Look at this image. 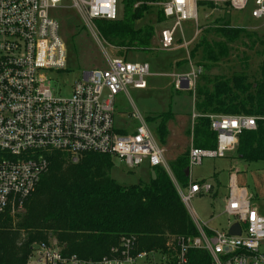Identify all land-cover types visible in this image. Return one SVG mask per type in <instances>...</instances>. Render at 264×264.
Returning <instances> with one entry per match:
<instances>
[{
  "label": "built area",
  "instance_id": "built-area-1",
  "mask_svg": "<svg viewBox=\"0 0 264 264\" xmlns=\"http://www.w3.org/2000/svg\"><path fill=\"white\" fill-rule=\"evenodd\" d=\"M67 2L90 28L98 20L119 18L120 0H0V217L8 208L13 214L23 211L25 201L49 170L48 155L52 152L67 154L74 164L86 154H100L118 159L130 169L147 165L172 174L166 149L140 115L133 116L137 122L134 130L117 128L115 123L116 97L128 93L129 88L147 90L150 64L111 58L104 69L82 72L70 96L55 93L49 74L69 71L66 44L53 12L68 8L64 7ZM201 3L214 5L212 11L226 7L228 13L251 8L252 19L264 23V0H166L149 4L163 12L167 24L158 38L160 50L171 51L178 42L188 50L197 32L187 41L184 24L193 22L197 30L200 28ZM201 73L197 67L186 76L174 75L177 88H194ZM199 117L194 114L193 119ZM206 117L217 134V149H192L190 168L205 157L223 159L236 152L240 136L257 127L256 117ZM189 185L186 195L178 188L187 205L195 196L212 191L209 184ZM226 213L235 218L229 227L236 223L241 226L240 236L216 231L208 234L197 223L199 237L172 240L167 252L140 251L136 237H122L97 261L67 255L56 240H50L33 246L30 263L189 264V251L199 250L210 257L209 264H264V218L252 209L247 189L234 179Z\"/></svg>",
  "mask_w": 264,
  "mask_h": 264
},
{
  "label": "trees",
  "instance_id": "trees-1",
  "mask_svg": "<svg viewBox=\"0 0 264 264\" xmlns=\"http://www.w3.org/2000/svg\"><path fill=\"white\" fill-rule=\"evenodd\" d=\"M162 1L166 0H120L122 15L115 21H96L97 30L109 46L120 50L118 56L124 60L130 52H154L158 47L153 22L162 24L165 17L149 4ZM200 7L209 11L215 8L210 3H201ZM155 8L156 20L147 22ZM222 10L225 14L207 27L206 35L214 32L224 41L209 43L204 37L192 52L202 70L227 60L231 54L229 43L256 37L245 28L232 27L228 9ZM261 45L262 62L257 75L252 74L245 60L243 70L230 77L202 76L205 82L195 89V108L200 115L193 131L196 149H217V134L207 115L256 117V130L240 136L238 157L246 164L264 162V40ZM158 129L156 135L163 146L168 135L166 122ZM48 158L49 170L25 201L23 211L13 214L8 208L0 217V264H29L33 246L50 240H56L67 255L97 261L108 255L122 237H136L139 250L147 252H167L172 240L199 237L195 222L163 168L152 170L155 180L150 174L148 182L122 186L111 177L115 167L111 156L86 154L76 164L62 152H52ZM169 166L177 183L187 188L189 153L180 155ZM188 260L189 264L210 263V257L199 250H190Z\"/></svg>",
  "mask_w": 264,
  "mask_h": 264
},
{
  "label": "rangeland",
  "instance_id": "rangeland-1",
  "mask_svg": "<svg viewBox=\"0 0 264 264\" xmlns=\"http://www.w3.org/2000/svg\"><path fill=\"white\" fill-rule=\"evenodd\" d=\"M66 9H59L53 12L54 17L60 24V35L67 48V70L68 73H50L55 93L60 97L70 96L74 83L80 79L82 72L94 69H104L108 60L120 58V50L109 46L99 34L96 25L90 28L80 16L79 12L70 8V3H65ZM224 7L216 11L200 9V28L197 30L193 22L184 24V32L187 41L194 39L188 50L181 42L177 43L175 49L162 51L158 47V38L166 22L156 24L157 10L151 14L146 21H152L156 27L155 47L158 51L130 52L126 59L131 63H148L151 67V77L148 79V89L144 91L128 89V93H121L116 97L115 123L117 128H129L136 120L134 115H140L149 125L155 137L156 129L166 122L168 135L163 147L167 150L166 159L169 163L184 153H189L194 147V126L193 119L196 112L195 89L198 84H203L202 76L213 78L215 76L230 77L234 72H241L245 66L244 61H249L252 74H258L262 62L260 52L264 40V23L258 22L251 17V8L243 12L232 11L229 14V21L232 27L245 28L256 35L254 39H244L240 42L229 43L231 49L230 57L210 70H202L198 76L196 86L192 89H178L174 81V75L186 76L193 72L192 67L197 69L198 59L192 58V52L202 42L204 37L210 42H223L214 32L206 35V30L216 19L224 15ZM122 6H119V17L122 15ZM206 16L208 18L206 19ZM200 51H202L200 49ZM199 53V52H198ZM201 54V52L199 53ZM190 57V59H189ZM200 57V55H199ZM199 68V67H198ZM197 71V70H195ZM153 119L154 121H150ZM137 123V122H136ZM159 131V129H158ZM158 139V138H157ZM238 150L228 154L227 158L205 157L201 164L190 168V180L202 181L213 176L216 172L221 176V187H215L219 192L217 196L203 194L193 198L189 204H185L187 211L198 227L199 223L203 229L205 225L214 219L211 227L224 232L228 229L229 222L234 221L226 209L225 189L229 186V171L233 165H240ZM115 167L111 177L122 186H132L142 182H148L150 170L147 165L136 169H130L120 160H114ZM238 171L237 184L247 187L251 195V207L257 210L264 218V162L250 164L248 171L240 167ZM171 177L172 174L166 170ZM174 177V176H173ZM214 181V180H213ZM216 184V183H215ZM182 193L187 194L186 189L178 184ZM179 192V191H178ZM180 194V193H179ZM196 213L198 217L194 214ZM198 218V220L196 219ZM29 264H35L31 261Z\"/></svg>",
  "mask_w": 264,
  "mask_h": 264
},
{
  "label": "crops",
  "instance_id": "crops-1",
  "mask_svg": "<svg viewBox=\"0 0 264 264\" xmlns=\"http://www.w3.org/2000/svg\"><path fill=\"white\" fill-rule=\"evenodd\" d=\"M189 59H190V57H189ZM194 67H192V69H193ZM137 125V123L135 122L131 127H129V128H122V129H128V130H134V127ZM167 151V150H166ZM167 154V153H166ZM227 158V157H226ZM239 158V157H238ZM167 160V159H166ZM239 160H240V158H239ZM240 162V165H235V166H231L229 169H228V171H229V177H230V179H229V186L228 187H226V189H225V199H226V203H227V200H228V196H229V189H230V183H231V180H233L234 179V181L237 183L238 182V171H241L240 170V167H243L244 168V170L245 171H248L249 170V168H250V164H246V163H244L243 161H239ZM167 163H168V161H167ZM168 165H170V160H169V163H168ZM149 168V167H148ZM149 170H150V173L152 174V169H150L149 168ZM189 177H190V175H189ZM208 178H211L212 180H207V179H203L202 181H193V180H190V184H199V185H204V184H209V185H211L212 186V191H211V193H210V195L212 194L213 196H217V194H219V192H217L218 190L217 189H215V187L217 186V187H221L222 186V183H221V176H219V175H217V173L215 172L214 174H213V176H209ZM171 179L173 180V182H174V184H175V186H176V188H177V190H178V187H177V181H176V179L174 178V177H171ZM214 180V181H213ZM216 183V184H215ZM241 187H243V188H246L247 190H248V188L247 187H244V186H241ZM189 188H190V185L187 187V188H184V189H186V192L188 193V191H189ZM179 191V190H178ZM180 193V192H179ZM204 193H201V194H199V195H203ZM199 195H197V196H199ZM181 196V195H180ZM197 196H195V197H197ZM251 196V195H250ZM226 207H227V205H226ZM225 211H226V209H225ZM190 214V213H189ZM195 215H196V217H198V215L196 214V213H194ZM214 222V219L211 221V219H210V222L208 223L207 222V228H206V232L208 233V234H210L211 232H220V231H218L215 227H211L210 228V226H211V223H213ZM230 223V222H229ZM229 226H228V229L226 230V231H224V232H229Z\"/></svg>",
  "mask_w": 264,
  "mask_h": 264
},
{
  "label": "water",
  "instance_id": "water-1",
  "mask_svg": "<svg viewBox=\"0 0 264 264\" xmlns=\"http://www.w3.org/2000/svg\"><path fill=\"white\" fill-rule=\"evenodd\" d=\"M186 88H188V83H186ZM189 175H190V171H187L186 172V176L189 177ZM152 177H153L154 180L156 179L155 171H152ZM228 233H229L230 236H240L241 235V226L238 223L232 225L229 228V232Z\"/></svg>",
  "mask_w": 264,
  "mask_h": 264
}]
</instances>
